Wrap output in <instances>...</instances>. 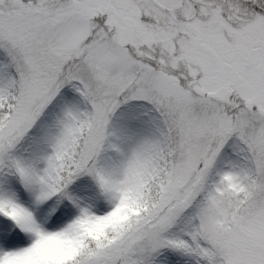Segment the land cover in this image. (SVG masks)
<instances>
[{"label": "snow or ice", "instance_id": "6c2138e0", "mask_svg": "<svg viewBox=\"0 0 264 264\" xmlns=\"http://www.w3.org/2000/svg\"><path fill=\"white\" fill-rule=\"evenodd\" d=\"M0 264H264V0H0Z\"/></svg>", "mask_w": 264, "mask_h": 264}]
</instances>
